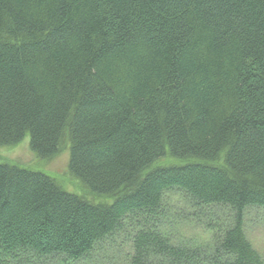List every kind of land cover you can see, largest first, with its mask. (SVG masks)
I'll use <instances>...</instances> for the list:
<instances>
[{
    "label": "trees",
    "instance_id": "trees-1",
    "mask_svg": "<svg viewBox=\"0 0 264 264\" xmlns=\"http://www.w3.org/2000/svg\"><path fill=\"white\" fill-rule=\"evenodd\" d=\"M26 137L40 160L67 140L83 194L0 162V264H88L119 237L125 264H264L245 233L264 211V0H0V146ZM181 226L210 237L174 243Z\"/></svg>",
    "mask_w": 264,
    "mask_h": 264
},
{
    "label": "rangeland",
    "instance_id": "rangeland-1",
    "mask_svg": "<svg viewBox=\"0 0 264 264\" xmlns=\"http://www.w3.org/2000/svg\"><path fill=\"white\" fill-rule=\"evenodd\" d=\"M69 146L67 140L60 146V150L58 154L49 159H38L29 148V138H24L19 144L15 146H0V162L1 163H9L13 165H18L20 167L28 168L31 170L42 172L53 179L67 192L81 195L83 194V189L79 185V183L70 177L67 173V164L69 158ZM171 202L177 204L180 209L184 208V203L181 197L177 195L171 196ZM178 208V209H179ZM214 215L216 209H209L207 212L205 211V217H209L210 214ZM165 214V213H164ZM164 217V216H163ZM213 219H217L221 221L223 218V214H218V216H211ZM207 219V218H205ZM208 220V219H207ZM160 225V223H159ZM158 224L156 226H159ZM167 228V227H166ZM169 228V227H168ZM165 229V228H164ZM170 234L174 236V243L178 242L181 245H196L200 243L207 242L210 234L209 232L198 226H181L177 230L169 228ZM245 233L258 253L264 259V211L257 209H250L246 213L245 217ZM177 236V237H176ZM123 238H115L114 245L111 247L122 248L121 255L115 257L116 251L110 249L107 246V243L100 244L101 249L95 248L92 253V257L88 264H125L126 259L124 258L126 251V247L122 245ZM172 243V242H171ZM173 244V243H172ZM98 249V250H97ZM22 256V255H19ZM23 257V256H22ZM29 259L33 263L38 264L37 261H34L30 256H24ZM59 262V261H58ZM58 262H54L59 264ZM64 264L67 262L64 261Z\"/></svg>",
    "mask_w": 264,
    "mask_h": 264
}]
</instances>
